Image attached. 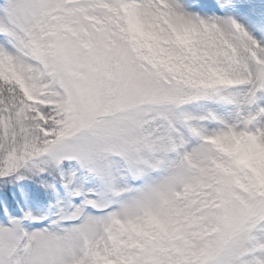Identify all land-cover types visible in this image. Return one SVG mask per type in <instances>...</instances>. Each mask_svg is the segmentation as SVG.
Wrapping results in <instances>:
<instances>
[{"label":"snow or ice","instance_id":"1","mask_svg":"<svg viewBox=\"0 0 264 264\" xmlns=\"http://www.w3.org/2000/svg\"><path fill=\"white\" fill-rule=\"evenodd\" d=\"M0 264H264V0H0Z\"/></svg>","mask_w":264,"mask_h":264},{"label":"rangeland","instance_id":"2","mask_svg":"<svg viewBox=\"0 0 264 264\" xmlns=\"http://www.w3.org/2000/svg\"><path fill=\"white\" fill-rule=\"evenodd\" d=\"M256 2L258 3V2H259V0H256Z\"/></svg>","mask_w":264,"mask_h":264}]
</instances>
